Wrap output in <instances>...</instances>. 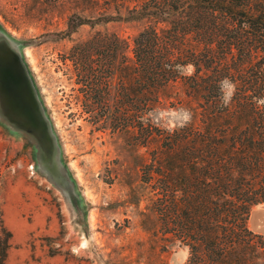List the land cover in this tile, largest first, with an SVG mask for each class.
Listing matches in <instances>:
<instances>
[{"label":"rangeland","instance_id":"obj_1","mask_svg":"<svg viewBox=\"0 0 264 264\" xmlns=\"http://www.w3.org/2000/svg\"><path fill=\"white\" fill-rule=\"evenodd\" d=\"M134 0H0L1 264H184L188 249L163 237L146 181L163 156L79 114L60 56L95 32L131 45L149 19ZM130 56V47L125 50ZM189 73V68L186 70ZM151 121L166 128L194 116L182 81L158 91ZM248 227L264 235V202Z\"/></svg>","mask_w":264,"mask_h":264},{"label":"trees","instance_id":"obj_2","mask_svg":"<svg viewBox=\"0 0 264 264\" xmlns=\"http://www.w3.org/2000/svg\"><path fill=\"white\" fill-rule=\"evenodd\" d=\"M134 1L149 21L131 45L97 31L61 54L68 104L139 144L159 141L163 156L146 181L161 234L188 249L184 264H264V235L247 225L264 202V0ZM226 77L236 91L225 107ZM176 81L197 104L191 122L169 133L149 113L159 89ZM9 236L0 238V264Z\"/></svg>","mask_w":264,"mask_h":264},{"label":"clouds","instance_id":"obj_3","mask_svg":"<svg viewBox=\"0 0 264 264\" xmlns=\"http://www.w3.org/2000/svg\"><path fill=\"white\" fill-rule=\"evenodd\" d=\"M189 75L195 70L194 66L189 65ZM219 88L221 93V106H227L232 97L235 95L236 85L227 77L219 82ZM259 106H264V98H259L257 100ZM182 119L179 122H173L170 126L165 128L166 131L172 133L178 128L187 126L191 122L192 113L188 109H182Z\"/></svg>","mask_w":264,"mask_h":264}]
</instances>
